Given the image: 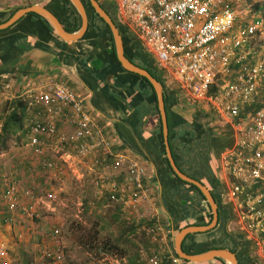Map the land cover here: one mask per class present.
Returning <instances> with one entry per match:
<instances>
[{
  "label": "built area",
  "instance_id": "obj_1",
  "mask_svg": "<svg viewBox=\"0 0 264 264\" xmlns=\"http://www.w3.org/2000/svg\"><path fill=\"white\" fill-rule=\"evenodd\" d=\"M110 1L118 22L153 57L164 82L179 88L180 99L198 109L210 108L218 126H230L232 143L218 157L221 197L234 207L238 230L255 240L264 255V208H259L264 201V56L248 50L264 27V15L245 20L232 8L233 0ZM250 53L252 64L247 67L245 59ZM20 95L28 110L40 107L29 119L27 140L20 149H32L35 156L58 151L60 157L80 161L100 151L113 155L110 167L123 176L119 182H109L110 198L121 201L124 209L147 223L143 230L151 242L164 237L155 186L146 166L125 152L112 153V140L70 87L49 77ZM58 122L63 125L57 126ZM9 159L20 158L11 154ZM40 167L63 169L51 159H43ZM2 197L4 221L14 223L16 213L41 219L39 204L48 206L56 194L48 191L44 198L14 181L7 184ZM60 232L58 226L52 228L57 248L45 252L47 264H64ZM146 263L188 264L171 250L152 252ZM0 264H19L2 243Z\"/></svg>",
  "mask_w": 264,
  "mask_h": 264
},
{
  "label": "crops",
  "instance_id": "obj_2",
  "mask_svg": "<svg viewBox=\"0 0 264 264\" xmlns=\"http://www.w3.org/2000/svg\"><path fill=\"white\" fill-rule=\"evenodd\" d=\"M46 1L47 0H0V11H8L17 7L19 9L32 4L44 5L46 4ZM98 1L101 5V3H105L107 0ZM244 1L247 3L250 2L249 5L244 7V3H241L240 0H233L232 8L238 11L240 17L245 20H254L261 13L264 15L262 10L258 11L256 9L254 12L250 13L249 9L251 8V3L254 4L257 1H260L262 5L264 0ZM248 17L250 19H248ZM37 31L38 33H41L42 36H30L29 40L31 43L36 41L38 45H33L29 50L19 54L18 58L13 60L8 67L0 62V106L2 107L0 108V115H3V112L4 115L8 113L7 102L12 101L13 99H20L24 103L20 94L29 87L46 80V78L53 77L57 81L70 87L77 94V97L83 104L85 110L97 118V121L104 128L106 136L112 140V153L116 154L118 152H125L132 157L139 158V160L146 166L147 174L155 186V197L159 207L158 211L160 212L162 223L164 225V237L157 242H151L145 234L144 236L152 245V252L164 253L167 250H171L177 255L175 251L174 236L180 229L175 228L173 221L175 218L180 217L178 205L182 203V201L177 197L174 200H170L166 196L163 176L167 174V168L163 159V153L159 151L156 139L152 136L151 128L146 127L145 125L144 129L142 128L143 131L138 129L137 127L139 125L130 115L131 110H128L127 106H125V102L116 97H112L116 95L111 94V89L106 86L107 83L111 82L112 75L109 80H107L109 75L105 78L102 77L100 70L103 63L98 56H92L89 60H86L84 53L86 51L84 49L89 46L85 42L78 41V39L73 42H66L59 37L57 38L56 34H42L40 30ZM61 40L64 41L65 44H61ZM251 61L252 53H250L245 59V66H250L252 64ZM84 67H89L95 70L98 78H95L91 73L87 72ZM164 84L170 89L171 83L164 82ZM33 108L28 110L24 103V122L21 123L20 129L16 135L8 136L13 139L16 136L19 144V146H17L18 150L17 147L4 148L5 150H2V146L4 145V142L8 140V137H5V139L2 140L4 142H1L3 144H0V157L4 156L5 158V166L1 168L0 165V176L3 172L6 175V177H0V243L7 247L8 253L11 256L16 255L15 258L19 264H47L49 263V259L44 257L45 252L47 251L48 253H51L57 248V243L51 234L52 228L54 226L57 227L56 223L49 222L44 217L38 220H31L20 213H16V222L14 223H5L3 218L5 206L2 196L7 184L15 181L21 187H29L33 188L34 191H41L42 188H49L47 185L44 187L42 185L40 186L43 172L52 173V175H59L68 171L69 168L77 178L82 179V183H85L89 180L88 178H90V184L94 191H96L95 197H98L99 199L101 198V201L97 199L98 203L96 201V205L98 204L100 207H104V205H108V203L116 205L119 209H122V211L125 212V216L133 219V222L131 223H134L137 230L144 227L147 223H144L141 219L135 217L132 213L124 209L121 201L110 198L112 192L109 188V182H119L122 180L123 176L120 171L113 170L110 167L113 155L110 156L106 152L100 151L95 156L80 161L75 157H60L58 151H54L53 153L45 152L43 155L35 156L32 149H20V144L27 140L29 119L36 115V111H39L40 107L37 106L34 110ZM148 118L149 116L145 119V123ZM1 122L2 118L0 120V128ZM62 125L61 122L57 123V126ZM11 149L14 150L12 151ZM20 152L25 156L24 160H21L22 155ZM11 154L20 158L19 161L18 159H9V155ZM43 159L56 160L63 169L60 171L58 169L42 170L40 162ZM33 168H35L36 172L30 173L29 169ZM84 175H86V177ZM60 176L61 175H59V177ZM5 179H8V182L5 181L4 183L3 180ZM50 180H52V177H50ZM48 190L50 191L52 189ZM222 202L230 205L232 218L225 222L222 217H219L217 224L212 229L190 233L191 236L188 238L185 236L182 240V249L184 251L186 249L193 252L196 249L203 248V246H210L213 242L226 241L227 235L240 231L238 230V219L234 207L223 199ZM41 204L42 203L39 204L40 212ZM259 208H264V201L259 205ZM138 226L141 227L139 228ZM61 234L62 233L60 232V242L63 244ZM261 239H264V233L261 235ZM250 240L251 256L257 259L256 264H264V255L260 251L256 241L253 239ZM227 243L228 245L224 249L230 250L231 243ZM208 250L210 249L205 251ZM62 252L64 254V245L62 247ZM231 252L236 255L239 264V259L235 251ZM146 258H144V260ZM219 259H221L222 262L219 261L218 258H214L201 263L189 262L188 264H231L229 259H223L220 257ZM64 264H67L65 258Z\"/></svg>",
  "mask_w": 264,
  "mask_h": 264
},
{
  "label": "trees",
  "instance_id": "obj_3",
  "mask_svg": "<svg viewBox=\"0 0 264 264\" xmlns=\"http://www.w3.org/2000/svg\"><path fill=\"white\" fill-rule=\"evenodd\" d=\"M82 2L88 15V27L78 41H83L90 47L84 49L86 60H89L92 56H98L102 60L103 65L100 70L102 77L112 75L111 82L107 83L106 86L111 89V94L116 95L112 96L113 98L121 99L125 102L128 110H131L130 115L139 125L137 128L142 130L145 125L151 128L152 136L156 139L159 151L163 153L167 168V174L163 176L166 196L170 200L177 197L182 201L178 205L180 217L175 218L173 221L175 228L182 229L187 226L208 225L211 222L212 213L204 194L196 185L181 180L169 166L164 151L161 120L155 91L151 83L147 78L127 71L120 65L115 55L112 34L108 25L96 13L89 0H82ZM240 2L247 4L244 0H240ZM44 6L58 17L67 31L73 32L79 29L81 24L80 15L69 0H47ZM101 6L119 29L125 56L135 65L147 70L163 85V98L168 123V143L175 164L181 172L198 180L209 189L218 205V219L222 217L225 222L230 220L232 218L231 207L222 202L223 188L217 175L219 154L232 143L230 126H218L215 123L214 113L210 108L201 110L194 105L188 106L190 104L183 103L179 96V88L171 84L169 89L164 84L153 57L143 49L137 37L118 22L113 3L107 0L105 3H101ZM17 9L18 7L8 11H0V23L7 21ZM249 9L250 13L256 9L264 12V3L261 5V2L257 1ZM37 30H40L42 34H55L47 20L36 13H28L11 26L0 30V62L8 67L13 60L18 58L19 54L29 50L33 45H38L36 41L31 43L29 40L30 36H42ZM56 37L58 38V36ZM61 42V44H65L64 41L61 40ZM84 69L95 78H98L95 70L89 67H84ZM6 104L8 113L4 115L3 112V115H0V120L2 118L0 144L4 142L2 140L5 137L16 135L25 119L24 103L20 99H13ZM147 116L149 118L145 123ZM122 212L125 215V212ZM119 218L120 211L112 213L109 219L103 214L98 217L97 223L93 225L95 231L89 235V240L84 242V244L89 243L88 250H93L99 246V243H97L99 231H103L108 225L118 221ZM137 233L138 230L134 223L122 227V230L119 229L117 234L110 231L108 237L103 241L101 249L104 252L117 251L120 264H147L146 259L144 260L140 256V246L137 245L140 241L146 246L147 240H145L143 227L140 228V233ZM136 235L141 236L138 242L135 240ZM190 236L191 234H187L186 238ZM226 238V241L213 242L212 245L203 246V248L196 249L193 252L186 249L185 251L188 254H194L211 248H225L228 245L227 242H230L231 247L229 249L235 251L239 264H256L257 259L250 254L251 240L248 236L238 231L227 235ZM218 260L222 262L221 259L218 258ZM184 261L189 263L186 260Z\"/></svg>",
  "mask_w": 264,
  "mask_h": 264
},
{
  "label": "rangeland",
  "instance_id": "obj_4",
  "mask_svg": "<svg viewBox=\"0 0 264 264\" xmlns=\"http://www.w3.org/2000/svg\"><path fill=\"white\" fill-rule=\"evenodd\" d=\"M249 3L243 4L245 5L244 7L248 6ZM248 19L250 18L248 17ZM248 50L255 51L254 55H257V57L264 56V27L255 35L251 44L248 46ZM0 108L2 107L0 106ZM7 139L2 146V150H5L4 148H16L19 146L16 136L14 139L11 137ZM11 150L13 151L14 149ZM4 161V156H1V168L5 166ZM42 174L40 186L42 185L44 187L47 185L49 188H42L41 191L37 190V194L45 198L46 193L49 191L48 189H52L50 191H54L56 199L52 200L48 206L41 204L40 213L46 220L52 223L54 222L59 226L62 233L61 238L64 245V258L66 263L120 264L117 251L104 252L101 246L106 237H108L107 235L110 231L115 234L119 233V229L122 230V227L131 224L133 219L125 216L122 210H119L116 205H111L109 203L108 205L105 204L104 207H100L98 204L96 205L97 199L101 201V198L95 197L96 191H94L90 184V178H88L89 180L85 183H82V179L77 178L69 168L68 171L59 174L61 175L60 177L58 174L52 175V173L50 174L48 172H43ZM1 176L5 177L4 172ZM84 176L86 177V175ZM50 177H52V180H50ZM3 181L5 182V180ZM118 211H120L119 220L112 225H108L103 231L100 230L97 234V243H99V246L95 247L93 250H88L89 243L86 242L87 244H84V242L88 241L90 238L89 235L95 231L93 225L97 223L98 217L103 214L109 219L112 213ZM108 222L110 223V221ZM138 233H140L139 229ZM139 238H141L140 235L135 236L137 242ZM137 245L140 246V256L143 259L152 254V245L149 242L146 241L145 246L139 241ZM131 250L134 251L133 248H131ZM13 257H16V255Z\"/></svg>",
  "mask_w": 264,
  "mask_h": 264
},
{
  "label": "water",
  "instance_id": "obj_5",
  "mask_svg": "<svg viewBox=\"0 0 264 264\" xmlns=\"http://www.w3.org/2000/svg\"><path fill=\"white\" fill-rule=\"evenodd\" d=\"M73 7L76 9V11L80 15L81 24L79 29L73 32L67 31L58 17L54 15L47 7H45L42 4H32L28 5L22 8L17 9L12 16L5 22L0 23V30L5 29L12 24H14L18 19L23 17L24 15L28 13H36L43 17L52 27L54 33L61 38L62 40L66 42H73L77 39H80L87 27H88V15L87 11L85 9V6L82 2V0H69ZM92 7L96 11V13L106 22L108 25L113 39L114 44V50L117 60L119 61L120 65L127 71L136 73L140 76H143L148 79V81L151 83L156 96L157 101V108L160 115L161 120V128H162V138H163V144H164V151L165 156L168 160L169 166L171 170L174 172L176 176H178L181 180L186 181L188 183L196 185L204 194L207 202L209 203L211 213H212V219L211 222L208 225L204 226H187L180 230H178L175 233L174 236V244H175V251L177 255L182 258L183 260H186L188 262L192 263H201L205 262L214 258H225L229 259L231 261V264H238L236 255L232 253L230 250L224 249V248H214L210 249L205 252L197 253V254H188L182 249V240L183 238L190 233L195 232H201L206 231L209 229H212L218 221V205L213 198L211 192L209 189L201 184L198 180H195L183 172L179 170L177 165L175 164V161L173 159L169 143H168V123H167V115L164 105V98H163V85L162 83L157 80L154 76H152L147 70L135 65L132 63L124 53V47H123V40L122 36L119 32L118 27L110 17V15L103 9V7L100 5L98 0H89ZM111 75L108 76L107 80H109Z\"/></svg>",
  "mask_w": 264,
  "mask_h": 264
}]
</instances>
